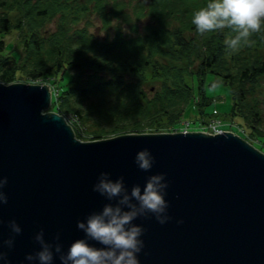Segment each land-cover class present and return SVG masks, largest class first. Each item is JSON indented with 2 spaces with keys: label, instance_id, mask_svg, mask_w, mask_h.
Returning <instances> with one entry per match:
<instances>
[{
  "label": "water",
  "instance_id": "95a60500",
  "mask_svg": "<svg viewBox=\"0 0 264 264\" xmlns=\"http://www.w3.org/2000/svg\"><path fill=\"white\" fill-rule=\"evenodd\" d=\"M51 99L48 85L0 82V178H7L0 189L7 197L0 204V250L10 264H28L40 229L46 241L59 233L65 249L83 236L76 221L107 202L92 190L101 172L123 176L129 188L165 174L171 219L135 221L144 228L140 264H264V153L228 131L82 142L61 115L42 113ZM144 148L155 158L148 173L133 162ZM12 220L21 232L3 249Z\"/></svg>",
  "mask_w": 264,
  "mask_h": 264
},
{
  "label": "trees",
  "instance_id": "16d2710c",
  "mask_svg": "<svg viewBox=\"0 0 264 264\" xmlns=\"http://www.w3.org/2000/svg\"><path fill=\"white\" fill-rule=\"evenodd\" d=\"M207 2L0 0V36L16 31L22 44L19 61H0V80L10 82L17 71L35 77L62 72L52 111L69 113L99 140L125 130H176L191 104L205 130V117L222 123L201 88L192 102L195 88L186 81L195 77L203 84L206 75L216 76L229 91L224 117L241 120L243 135L259 139L263 144L255 147L264 153V29L233 52L225 43L235 36L232 29L202 35L191 24ZM93 19L104 37L90 30ZM51 21L53 32L45 28ZM149 70L157 84L151 92L145 88Z\"/></svg>",
  "mask_w": 264,
  "mask_h": 264
},
{
  "label": "clouds",
  "instance_id": "9594fccd",
  "mask_svg": "<svg viewBox=\"0 0 264 264\" xmlns=\"http://www.w3.org/2000/svg\"><path fill=\"white\" fill-rule=\"evenodd\" d=\"M191 24L202 35L223 28L232 29L236 34L225 43L235 52L242 44L250 43L252 33L264 29V0H208L205 6L193 12ZM133 162L139 170L148 173L155 158L144 148L136 153ZM6 183V177L0 178V189ZM167 188L164 173L148 175L143 186L133 184L129 188L123 176L112 179L109 173L101 172L92 190L107 202L99 211H92L83 220L76 221L83 236L65 249L59 242V233L52 241H46L40 229L34 235L38 249L26 254L25 260L28 264H54L55 260L59 264H140L144 228L135 221L152 217L163 225L171 219L169 202L165 199ZM6 203L7 197L0 190V204ZM7 226L10 234L3 240V249H11L15 235L21 232L15 220L9 221ZM0 264H10L6 250H0Z\"/></svg>",
  "mask_w": 264,
  "mask_h": 264
},
{
  "label": "rangeland",
  "instance_id": "374dc122",
  "mask_svg": "<svg viewBox=\"0 0 264 264\" xmlns=\"http://www.w3.org/2000/svg\"><path fill=\"white\" fill-rule=\"evenodd\" d=\"M16 15H13V17H15ZM142 24V20L140 21ZM100 23L93 19V25L90 27V30L92 32H94L95 35H98L99 37H104L105 32L99 27ZM45 28L49 31H54L55 30V24L51 21L48 22L45 26ZM112 33V32H110ZM0 40L2 41V43L0 44V61H2V59L6 60L9 64L15 61H19L20 58L22 57V44H21V40L20 37L18 36V33L16 31H11L10 33L3 35L2 37L0 36ZM17 75L16 77L12 78L10 82L5 83L4 81L0 80L1 83L3 84H11V83H26V84H33V85H48L50 88V92L51 95L53 94L52 92H54V90L57 92V86L59 81L62 79L61 78V74L62 72H58L57 74H50V75H39V76H31V75H25L24 73L21 74V72H16ZM152 75V71L149 70L145 76H146V85L145 88L148 92H151L150 89H152V91L155 89V87L157 86L156 82L154 79L151 78ZM186 81L192 85L193 88H195V94L192 97V102L194 101H198L199 98L197 96L196 93V89L197 87L201 88V90L205 93H207V97L208 99L206 100L207 103L208 101L211 102V106L209 107L210 110L214 109V115H218V113L220 114V118L218 119H224L222 121L221 124L216 126L217 130H212L209 127L207 130H205L203 128L204 125L200 124L201 118L198 115V112L195 111L193 109L192 104L188 106L187 108V112H186V116L185 118H183V121L180 123L179 128H177L176 130H172V128H169L168 126L166 127H161L159 129H154V128H146L144 129L145 131H140V132H132V131H128L125 130L124 132H120V133H115V134H111L108 133L106 135H103V137L99 138V139H105V138H110L113 136H117V135H122V134H131V133H135V134H143V133H176V132H207V133H220V132H224V131H228V132H232L235 135H238L239 137H241L242 139H244L245 141H247L249 144H251L252 146H258L261 147V141L259 139H247L246 135L243 133L244 132V128L243 126H240V122L241 120L235 119V121L230 122V118H225L224 114L227 113L230 109L231 106V102H230V98H229V91L228 89L224 86V84L222 83L221 79L219 77L216 76H212V75H206L203 79V84L200 82V80L195 79V77L192 78H186ZM263 94L261 95L262 97H264V92H262ZM210 97V98H209ZM191 102V103H192ZM263 107H264V103H263ZM203 108H206V106H203ZM208 108V109H209ZM52 109H54L51 104L49 106L48 109H46L44 112H48V113H58L59 115H61L65 121L72 127L74 135L77 139H79L82 142H88V141H93V140H97V139H91L93 137L92 134L88 133L87 130L85 129L86 125L83 127L76 119L75 117H72V115H70L69 113H65V114H60L59 112H57L56 110L52 111ZM216 117H213L211 120L213 121ZM210 120V119H209ZM206 122H208L206 125H209V121L208 118L205 117ZM236 121H238L239 123H237ZM214 122V121H213ZM190 123L189 127H187V124ZM75 126V127H74ZM213 127V126H212ZM76 129V130H75ZM260 141V142H259ZM263 144V143H262ZM256 148V147H255ZM258 149V148H256ZM264 149V148H262ZM259 150V149H258ZM260 151V150H259ZM262 152V151H261ZM263 153V152H262Z\"/></svg>",
  "mask_w": 264,
  "mask_h": 264
},
{
  "label": "built area",
  "instance_id": "2783aa9c",
  "mask_svg": "<svg viewBox=\"0 0 264 264\" xmlns=\"http://www.w3.org/2000/svg\"><path fill=\"white\" fill-rule=\"evenodd\" d=\"M219 124H220L219 122H211V123H209V125H206V126L211 128L212 130H217L216 126L219 125ZM209 128H207V129H209Z\"/></svg>",
  "mask_w": 264,
  "mask_h": 264
},
{
  "label": "bare ground",
  "instance_id": "6f19581e",
  "mask_svg": "<svg viewBox=\"0 0 264 264\" xmlns=\"http://www.w3.org/2000/svg\"><path fill=\"white\" fill-rule=\"evenodd\" d=\"M42 113H45L44 111Z\"/></svg>",
  "mask_w": 264,
  "mask_h": 264
}]
</instances>
